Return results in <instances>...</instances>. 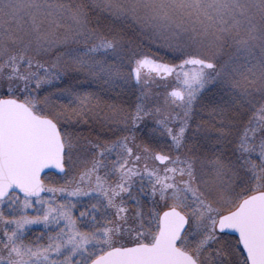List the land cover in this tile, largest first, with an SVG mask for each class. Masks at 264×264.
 <instances>
[{
    "label": "snow or ice",
    "instance_id": "1",
    "mask_svg": "<svg viewBox=\"0 0 264 264\" xmlns=\"http://www.w3.org/2000/svg\"><path fill=\"white\" fill-rule=\"evenodd\" d=\"M0 264H264V0H0Z\"/></svg>",
    "mask_w": 264,
    "mask_h": 264
},
{
    "label": "rangeland",
    "instance_id": "2",
    "mask_svg": "<svg viewBox=\"0 0 264 264\" xmlns=\"http://www.w3.org/2000/svg\"><path fill=\"white\" fill-rule=\"evenodd\" d=\"M85 132H87V129H85ZM145 132H147V129H145ZM94 135L95 134L93 133L90 138H94ZM140 139H143V136H141ZM39 231H40V226H34L33 232H39ZM31 236H32V233H29V238H31Z\"/></svg>",
    "mask_w": 264,
    "mask_h": 264
}]
</instances>
